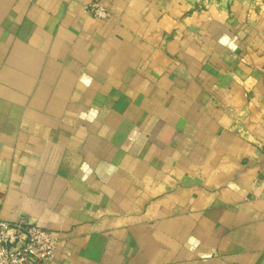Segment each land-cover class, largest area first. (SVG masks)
Returning a JSON list of instances; mask_svg holds the SVG:
<instances>
[{
	"label": "crops",
	"instance_id": "crops-1",
	"mask_svg": "<svg viewBox=\"0 0 264 264\" xmlns=\"http://www.w3.org/2000/svg\"><path fill=\"white\" fill-rule=\"evenodd\" d=\"M20 218L49 264H264V0H0Z\"/></svg>",
	"mask_w": 264,
	"mask_h": 264
},
{
	"label": "built area",
	"instance_id": "built-area-1",
	"mask_svg": "<svg viewBox=\"0 0 264 264\" xmlns=\"http://www.w3.org/2000/svg\"><path fill=\"white\" fill-rule=\"evenodd\" d=\"M84 11L98 20L111 16L99 1L86 5ZM56 246L52 234L31 222L22 218L13 223L0 220V264H49Z\"/></svg>",
	"mask_w": 264,
	"mask_h": 264
}]
</instances>
